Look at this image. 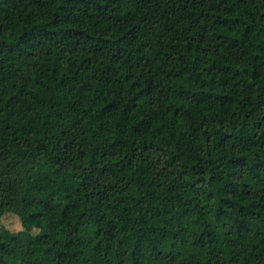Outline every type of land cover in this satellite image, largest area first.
<instances>
[{
	"label": "trees",
	"instance_id": "1",
	"mask_svg": "<svg viewBox=\"0 0 264 264\" xmlns=\"http://www.w3.org/2000/svg\"><path fill=\"white\" fill-rule=\"evenodd\" d=\"M0 264H264V0H0Z\"/></svg>",
	"mask_w": 264,
	"mask_h": 264
},
{
	"label": "rangeland",
	"instance_id": "2",
	"mask_svg": "<svg viewBox=\"0 0 264 264\" xmlns=\"http://www.w3.org/2000/svg\"><path fill=\"white\" fill-rule=\"evenodd\" d=\"M7 228L12 232H17L22 228L21 220L18 215L14 213H7L2 217L0 230Z\"/></svg>",
	"mask_w": 264,
	"mask_h": 264
}]
</instances>
